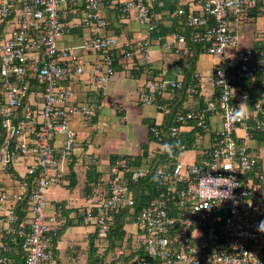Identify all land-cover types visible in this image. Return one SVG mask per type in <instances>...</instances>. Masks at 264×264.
Returning <instances> with one entry per match:
<instances>
[{
  "label": "built area",
  "instance_id": "1",
  "mask_svg": "<svg viewBox=\"0 0 264 264\" xmlns=\"http://www.w3.org/2000/svg\"><path fill=\"white\" fill-rule=\"evenodd\" d=\"M193 2L201 13L190 12L187 18L188 27L194 29L190 36L173 32L149 37L139 44L137 53L148 72L153 48L190 57L192 46L198 45L219 61L213 71L212 91L204 93L205 79L200 72L192 76L187 88L183 80L156 78L150 82L141 99L144 106H154L156 98L165 94L182 92L192 98L204 97L205 107L178 112L168 130L150 127L151 137L161 147L168 150L164 143L175 142L174 163L133 167L129 158L116 159L106 190L88 206L82 219L101 240L109 237L116 214L135 206L129 183L151 178L160 192L134 224L137 231L131 246L125 248V240L105 264H264V233L256 230L257 222L264 219V173L249 147L251 132L264 130V30L255 38L257 47H240L241 25L264 20V0ZM154 3L0 0V28H4L0 36V264H13L5 254L18 237L23 240L26 264H59L49 242L62 228V221L55 214L46 215L48 193L51 185L64 180L73 153L76 134L70 120L81 116L90 121L96 116L92 106L73 104V89L63 82L86 74L85 58L93 55L88 77L106 86L116 73L114 52L120 50V44L116 37L103 34L109 25L103 8L109 6L124 15L135 13L137 22L151 35L162 24L160 17L152 16ZM70 11L79 16V26L89 37L77 46L64 47L60 42L69 30L63 17ZM170 15L183 17L185 11L180 8ZM139 65L133 69L140 70ZM258 76L262 88L251 99L250 90ZM247 80L254 82L247 90L236 86ZM245 97L247 117L234 122L229 112ZM159 108L167 112L166 105ZM215 116L221 120L220 131L214 146L205 147L206 160L182 162L180 155L189 148L185 132L207 133L209 120ZM240 130L243 136L238 135ZM58 136L65 139L61 146L55 142ZM203 142L195 140V146ZM9 168L25 181H19L15 190L7 186L5 175L12 178ZM32 175L35 180L27 183ZM29 184L34 191L26 198ZM19 204H25L29 221H20Z\"/></svg>",
  "mask_w": 264,
  "mask_h": 264
},
{
  "label": "crops",
  "instance_id": "2",
  "mask_svg": "<svg viewBox=\"0 0 264 264\" xmlns=\"http://www.w3.org/2000/svg\"><path fill=\"white\" fill-rule=\"evenodd\" d=\"M178 4L187 6L190 12L201 13L200 8L193 0H182ZM104 14L109 25L103 34L116 37L120 44V50L133 48L135 55L132 57L121 56L116 65V73L106 86L97 85L88 77L94 63L93 55H88L85 58L86 74L63 82V85H70L73 89V104L92 106L96 111V116L90 121H85L81 116H74L70 120L71 128L76 134L77 144L73 154L75 156L72 159L74 165L66 169V177L59 184L66 190L61 187L60 189L58 186V189L55 188L48 193L46 215L55 214L60 222L62 221L63 231L55 244L60 264H90L91 254L97 245L93 238L94 228L79 222L82 215L77 209L88 207L93 202L92 198H96L103 192L110 179L113 160L122 156L135 158L140 154L143 146H148L149 152L158 148L166 152L165 146L161 147L159 144L151 142L150 127L156 125L168 130L175 124L174 120L178 112L205 107L204 97L192 98L182 92L165 94L156 98L154 106H144L141 99L143 95L147 94L150 82L156 78L170 82L183 80L187 88L192 76L196 72H200L205 79L204 91L210 92L213 88L211 84L213 74L206 77L207 75L203 71L205 69L212 73L219 62L217 58L205 54L200 47L193 50V54L199 51L194 66L191 56L183 57L155 47L152 49L149 71L146 72L147 67L135 70L133 67L136 64L143 63L137 53L138 44L150 35L137 22L135 13L121 19H118L117 15L110 12L109 9H104ZM78 18L79 16L77 17L71 11L64 14L63 23L69 31L60 45H79L89 37V32L79 26ZM174 19L171 15L169 16V12L164 15L163 23L167 28L166 35L175 32V29H168L174 25ZM251 23H254L255 27L259 26L262 31L264 30L263 19L258 18ZM257 35L258 31L256 30L253 38L244 39V43L240 47L244 49L249 45L250 48H253L256 45ZM151 37L158 38L153 34ZM159 105H166L167 112L160 109ZM124 118L126 119L124 120ZM220 124V118L215 116L209 120L207 133L185 132L184 137L189 149L180 155V159L182 160L185 153L193 151L194 157L191 164L206 160L205 147L210 143L211 146H214V140L220 131ZM199 133L202 135V140L197 138V135L200 137ZM238 135L243 136L244 131L240 130ZM203 139L204 142L196 147L195 140L203 141ZM64 140L63 136H58L55 140L56 145L61 146ZM249 147L250 153L257 158L259 170L264 173V141L254 140L251 137ZM5 177L8 188L15 190L17 181L10 179L8 175ZM71 181L75 183L74 186H70ZM126 230L127 237L134 239V234L137 231L136 226L128 224Z\"/></svg>",
  "mask_w": 264,
  "mask_h": 264
},
{
  "label": "trees",
  "instance_id": "3",
  "mask_svg": "<svg viewBox=\"0 0 264 264\" xmlns=\"http://www.w3.org/2000/svg\"><path fill=\"white\" fill-rule=\"evenodd\" d=\"M155 1H156V3H154V9L151 13H152V16L154 18L160 17L162 19L161 20L162 24L157 29V31H155V33L153 34L154 36L166 35L167 28H165V25L163 23L164 15L167 12H169V16H170L171 13L175 12L176 9L178 10L180 8L184 9L185 15L183 17L175 18L174 19L175 21L173 22L174 25L168 27V29L169 30L175 29L174 31L176 33L185 32L187 35H190L191 32L194 31V29L189 28L187 25V18L190 14V11H189L187 6H184V5L180 6L176 0H155ZM104 9H109L110 12L111 11L114 12L115 15H117L118 19H121L122 17L128 15V14L124 15L118 9H112L109 6L104 7L103 12H104ZM173 10H175V11H173ZM194 14L197 16L200 15L199 13H194ZM3 30H4V28L1 27L0 28V36L4 35ZM149 37H151V35L148 36L147 38H149ZM142 41H140V43ZM257 46H258V44L256 42V45L254 47H257ZM198 48H199L198 45L192 46V49L194 51H195V49H198ZM125 50H126V52H125ZM198 52L199 51H197L194 54L192 53V55H191V58H192L191 61L193 62V66L197 60ZM128 54H132L134 56L135 55L134 49L133 48H129V49L123 48L122 50H117L116 52H114L115 68H116L117 62H119V59L121 58V56L124 55L127 57ZM139 64L143 68L146 67L143 63H139ZM260 78H261L260 76H258L256 78V81H257L255 84L256 86L250 90V98L251 99H255L259 96V91L262 88V85H261L262 83H261ZM253 85H254V82L252 80H247V81H243V82L236 84V86L241 90H247L249 87H252ZM1 86H2V83H1V79H0V90H1ZM251 137L254 140L264 141V130L259 131V132H254V131L251 132ZM151 142L156 143V140L153 137H151ZM164 144L168 145V150H166V152H164L163 154H161L160 148L149 152V147L143 146L141 148L140 154H138V156H136L135 158H132V157L129 158L128 156H124V157L129 158L131 160V165L133 167H139V166H143V165H150L151 167L168 166L170 162L174 163V161H175L174 156H175V153H177L178 148L176 147L175 142H172L169 140L167 141V143L165 142ZM189 145H190V143H189ZM76 146H77V144L75 142V144L73 146L72 156L67 161V168L68 169L70 167H73V165H74L72 162V159L75 156L73 154H74V151L76 150ZM173 157H174V160H173ZM115 161L116 160H113L111 167L114 165ZM197 163H199V162H197ZM8 172L11 175L13 180H15L17 182L21 181V183L25 182V181H22V178L16 172H14L12 168H9ZM66 174L67 173H65V177H66ZM32 176L30 178H27V180H26L27 183H31L33 180H35L34 176L33 177ZM69 177H70V174H69ZM74 185H75V183H73V181H71L70 186H74ZM129 186H130V190H131V192L134 196V199H135V206L133 208H130V209H124L121 212L116 214L114 223L111 226L110 235L105 241L101 240L97 236V232L94 229V237L93 238L95 239L97 245H96V249H94L93 250L94 252L91 254L90 264H105V260L109 257V255L111 253H115L117 250H119L120 248L123 247V243L125 240H126L127 244L124 247L129 248L131 246L133 238L127 237L128 233L126 230V226L128 224L137 223L138 217H139L140 213L143 211V209L145 207H147L153 199L159 197L158 194H159L160 190H158L157 185L155 184V182L151 178L142 179L139 182H137L136 184L129 183ZM106 187H107V185L105 186L104 190H106ZM33 188H34V185L29 184V192L26 194V198H28L29 194L34 191ZM97 198H98V196L96 198H92V201L95 202L97 200ZM24 209H25V204H19L16 208V211H17L18 217L20 218V221L27 222V221H29V219H28V215L25 213ZM77 210L82 215L81 216L82 218L80 217L81 221L79 219V222H82L83 214L87 213L88 207L79 208ZM28 228H29V225H28ZM28 228H27V231H28ZM62 228L59 230V232L52 235V237L50 238V242H49L50 249L52 250L54 255L58 258V261H59V257L56 253V250H55V244L57 243L58 237L60 236L61 232L63 231ZM22 242H23L22 238L18 237V242L14 243V244H9V251L5 254V256L10 258L11 261L13 262V264H26L25 255H24V252L22 251ZM91 245L93 247V244H91ZM101 246H104L105 248L101 247ZM102 248L105 250L100 252V250H102ZM125 260H128V257Z\"/></svg>",
  "mask_w": 264,
  "mask_h": 264
},
{
  "label": "rangeland",
  "instance_id": "4",
  "mask_svg": "<svg viewBox=\"0 0 264 264\" xmlns=\"http://www.w3.org/2000/svg\"><path fill=\"white\" fill-rule=\"evenodd\" d=\"M241 31H240V37H241V46L243 45V40L244 39H251V38H253V35H254V32L257 30L258 32H259V30H261V28L259 27V26H256L255 27V25H254V23H246V24H243V25H241ZM249 43V42H248ZM77 44H73V46H76ZM60 46H68V45H66V44H61ZM251 46H247V48H250ZM243 48V47H242ZM247 48H244V49H247ZM204 74L205 75H207L206 77H209L210 75L212 76V74H213V72L211 73V71H206L205 69H204ZM204 93L205 94H209V92L208 91H204ZM153 147V146H152ZM194 152L193 151H190V152H187V153H185L184 155H183V157H182V162H184V163H190V162H193V157H194ZM9 183H10V181H9ZM18 184H19V182H18ZM59 186V184H55V185H51L50 186V191L51 190H53V189H55V188H57ZM61 187V185L58 187V188H60ZM57 188V189H58ZM63 190H66V188H64V187H61ZM60 188V189H61Z\"/></svg>",
  "mask_w": 264,
  "mask_h": 264
},
{
  "label": "clouds",
  "instance_id": "5",
  "mask_svg": "<svg viewBox=\"0 0 264 264\" xmlns=\"http://www.w3.org/2000/svg\"><path fill=\"white\" fill-rule=\"evenodd\" d=\"M246 109H247V103H246V97H245L244 102H241L235 109L230 110L229 115H230L231 120L235 122V121H240V120L245 119L247 117ZM232 182L233 184H236V179L234 176L232 177ZM256 230L258 232L264 233V219H261L257 222Z\"/></svg>",
  "mask_w": 264,
  "mask_h": 264
},
{
  "label": "bare ground",
  "instance_id": "6",
  "mask_svg": "<svg viewBox=\"0 0 264 264\" xmlns=\"http://www.w3.org/2000/svg\"><path fill=\"white\" fill-rule=\"evenodd\" d=\"M197 8V7H196ZM200 14V13H199ZM170 100V99H169ZM172 102V101H171ZM159 111H161V110H159ZM174 120V119H173ZM257 139V138H256ZM259 141V140H258ZM255 151V150H254ZM191 163V162H190Z\"/></svg>",
  "mask_w": 264,
  "mask_h": 264
}]
</instances>
